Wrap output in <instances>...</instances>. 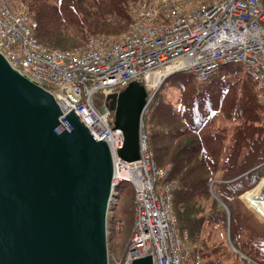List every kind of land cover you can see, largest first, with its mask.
Listing matches in <instances>:
<instances>
[{
	"label": "water",
	"instance_id": "obj_1",
	"mask_svg": "<svg viewBox=\"0 0 264 264\" xmlns=\"http://www.w3.org/2000/svg\"><path fill=\"white\" fill-rule=\"evenodd\" d=\"M147 98L138 81L108 96L127 162L140 159ZM114 188L106 141L96 140L74 110L64 114L49 91L0 53V264H109Z\"/></svg>",
	"mask_w": 264,
	"mask_h": 264
},
{
	"label": "built area",
	"instance_id": "obj_2",
	"mask_svg": "<svg viewBox=\"0 0 264 264\" xmlns=\"http://www.w3.org/2000/svg\"><path fill=\"white\" fill-rule=\"evenodd\" d=\"M254 1L251 0L252 3ZM188 2L189 0L183 5ZM1 3L0 52L12 66L22 64V70L15 68L20 73L23 69L31 70L29 76L22 74L49 91L64 114L74 110L97 140L104 139L108 142L115 162L116 179L110 207L117 202L116 188L123 178L137 188L136 201L138 197L147 207L144 218L136 222V233L125 264H131L132 260L147 255H151L153 259L156 256V264H185L183 244L187 236L178 232V220L173 213L172 202L165 195L169 188L161 191V205L155 204L152 199L155 195L152 183L150 180H143L144 173H149L151 167L156 165L151 161L148 150L145 124L140 125V159L127 162L118 154L124 145V133L120 129H114L112 115L106 108L100 113L88 101L94 90L104 89L110 94V89L116 86L125 88L134 81L142 82L150 88L164 78V72L184 66L194 73L198 81H208L222 66L229 64H243L256 88L264 95V41L254 43L250 39L251 33L260 30L258 22L255 19L244 22L229 18L224 15L226 10L220 8L215 11L204 9L199 16L194 17L193 22L184 19L189 14L198 13L201 4H197L191 7L193 9L190 12L182 8L179 15L166 17L165 22H175L167 25L150 18L149 22L143 21L140 8L132 19L129 31L118 40L98 36L95 39L97 45L91 50L51 51L39 44L36 37L37 24L33 25L29 19L18 18L10 26L7 17L14 8L8 3L2 7ZM92 41L94 39H89L88 43L92 45ZM30 51L38 54L34 53L29 57L27 53ZM72 59L77 60L75 64L82 72L81 79L77 82L79 90L60 93L59 81L63 76L69 83L76 79L75 73L71 74L73 66L67 68ZM94 78L98 79L97 86L90 93L83 92L87 94L88 100L79 104L81 96L78 94L83 90L82 85ZM117 81L123 82V86L115 85ZM155 171L153 176H166V171L157 166ZM161 206L163 210L159 211ZM151 207L158 208L152 210Z\"/></svg>",
	"mask_w": 264,
	"mask_h": 264
},
{
	"label": "trees",
	"instance_id": "obj_3",
	"mask_svg": "<svg viewBox=\"0 0 264 264\" xmlns=\"http://www.w3.org/2000/svg\"><path fill=\"white\" fill-rule=\"evenodd\" d=\"M25 2L38 22L36 35L39 41L51 49L59 50L82 47L88 38L97 34L118 37L114 34L121 31L122 27L119 28V24L122 21L129 23L131 13L138 4V0H25ZM262 2L264 3V0ZM49 3H53L54 6ZM69 12L75 15L73 19L69 18ZM76 26L79 29L75 28ZM234 67L244 68L240 64L224 66L222 69L233 68L236 71L228 75H220L222 72H217L215 75L221 77L218 87L207 86L203 94L194 91L195 94L190 100L192 109L189 110L191 114L198 112L200 120L198 124H195L194 120H189L188 125L176 123L175 132L169 126V122L156 126L151 123L152 118L164 115L162 112H156V104L152 109L149 108L146 123L148 142L156 159L161 165L172 164L171 177L177 184L174 207L179 224L189 232L191 241L201 248L203 256L210 257L205 259L207 264H222V256L226 255L219 249L213 232L214 230L221 237L226 235L225 210L222 209L223 212L220 211L218 216H212V212L207 215L204 210L211 198L210 183L215 178L214 174L219 165L217 158L225 148L227 135L231 137L223 168L225 176L222 179L233 180L245 172H251L260 179L264 177V98L259 96V91L254 87L251 77L244 71L245 68L244 70L242 68V72ZM238 71L243 75L239 76ZM185 80L170 82L174 81L172 84L175 87L178 84L184 89L182 83ZM190 80L191 78L188 81ZM230 80H234V87L231 86ZM197 89H201V86ZM213 91L218 93L217 99L212 95ZM228 93L230 95L228 97L232 99V106L223 102L219 109L214 102L221 101L220 95ZM208 94L211 98L207 97ZM177 108L187 111L188 106L181 103ZM185 113L182 111L180 114L187 120ZM218 114L224 115L225 118ZM173 124L174 122H171V125ZM173 147L176 149L173 150ZM231 184L236 186L234 188L229 186L228 189L224 186L222 193L224 202L231 212L232 242L240 252L264 264V226L238 199L242 190L253 186L251 177H241L239 182L234 181ZM118 248H123V240L119 241ZM120 252H123V249H120ZM110 257L113 262L114 256Z\"/></svg>",
	"mask_w": 264,
	"mask_h": 264
},
{
	"label": "rangeland",
	"instance_id": "obj_4",
	"mask_svg": "<svg viewBox=\"0 0 264 264\" xmlns=\"http://www.w3.org/2000/svg\"><path fill=\"white\" fill-rule=\"evenodd\" d=\"M1 2H2V0H0V3ZM7 3L14 8V11L12 12V14L8 15V17H7V22L10 26L15 24V20H17L18 18H22V19H29L33 25L37 24V29H38V22L33 17L34 14L32 15L33 12L31 13V11L29 10L28 5L25 2V0H5L3 3H1L2 4L1 6L3 7ZM49 4L51 6H54L53 3H49ZM74 17H75V15L72 12H69V18L73 19ZM131 22H132V20L129 21V23L128 22L125 23L122 21L119 24V28L122 27L121 31L114 34V36H118V37H107V36H102V35H98V34H97V36L118 40V39L124 37V35L129 31ZM75 28L79 29V27H77V26ZM36 32H37V30H36ZM36 37H37V35H36ZM90 38L87 39L86 43H88V40ZM37 39H38V37H37ZM38 41H39V39H38ZM39 44L42 47L46 48L47 50H51V51L59 50V49H51L50 46L44 44L43 42H41V40L39 41ZM95 46L96 45H93V47H95ZM75 49H77L76 51H80V52L87 51V50H79V49H81V47H77ZM34 53L38 54L36 51H30L27 54L29 55V57H32L31 55H33ZM75 61H77V60L72 59V61L68 62L67 68H70L71 66H73V68L71 69V74L74 75L73 74V72H74L76 75V79L74 80L73 83H69L65 80V77L63 76L59 81V87L58 88L60 89V93H68L71 91H75V89L79 90L78 89L79 84L77 82L81 79L82 72H81V69L79 67H77V65L75 64ZM22 63H24V61ZM229 65H234V64H229ZM240 65L244 66L243 64H240ZM224 66H227V65H224ZM224 66H222V67H224ZM114 67H116V65ZM222 67L219 69V71H217V72H222V73H220V75H223V74L228 75L229 73H233L234 71H236L233 68H229V69L224 68L225 69L224 70V69H222ZM12 68H18V69L22 70V64L18 65L17 67L12 66ZM234 68H238L243 72L245 66H244V68L242 67L243 70L241 67H234ZM30 71L31 70H29V69H23L22 73L25 74L26 76H29ZM244 71H246V69ZM186 72H190L191 74H188ZM238 72H239V76L243 75L242 72H240V71H238ZM22 73H21V75H23ZM191 75H194V73L189 68H186V66L181 67L180 69L176 68L174 70L166 71V72H164V78L162 80L158 81L156 85H153V87L150 90L148 89L147 101L150 98V96H152V98H153L152 103L150 105V109H152L154 107V105L156 104L157 105L156 112L164 113V115L152 118V121H151L152 124H155L157 126V125H162L163 123L169 122L170 123L169 126L174 131L176 123L181 124V125H186V124L188 125L189 120H194L195 124H198L200 122V120L197 116L198 112H193L191 114V110H189V109H192L191 104H190V100L192 99V97L195 94L194 91L199 92L200 94H203L205 91V88L207 86L218 87L220 85L221 77L217 74V75H214L208 81H205V80L198 81V78L196 76L192 77ZM190 78H191V80L188 81ZM184 79H186L182 83V86L185 87L184 89L180 88V86H178V84H177V87H175L172 84L174 81L170 82L172 80H179V81L182 80L183 81ZM230 79H231V77H230ZM167 80H169L168 81L169 83L166 82ZM97 82H98V79L94 78V80H90V82L88 84L82 85L83 90L81 91V93L78 94L81 96L79 104H84L87 102V100H88L87 94H85L83 92H87V93L92 92L94 90V88L97 86ZM209 82H213V83L210 85H205V84H209ZM229 82H230L231 86L234 87V85H235L234 80H232V81L230 80ZM232 82H234V83L232 84ZM142 84H144V83H142ZM70 85H72V88L70 87ZM86 85L88 87H86ZM199 86H201V89H197V88H199ZM125 88H127V87H125ZM125 88H118V89L120 91H123ZM213 93L214 94H212V95L216 96L215 99H217L218 93H216L215 91H213ZM229 93L227 95H225L226 93L220 95L219 100H221V101L214 102V103H217L219 109H221L223 102L225 104L229 103L232 106V102H231L232 99L228 97V96H230ZM157 95L159 96L158 98H157ZM108 96H109L108 92L104 89L94 90V93L90 97V100L88 101V103L91 104L94 108H96L100 113L103 111L102 109L106 108L111 113L112 118H113L115 116V111L110 109V105L107 102ZM207 97L211 98V95L208 94ZM157 102H159V103L157 104ZM181 103L187 104V106H188L187 111H185L184 109L178 110L177 107ZM182 111L184 113L185 112L187 113V120L183 117V115L180 114ZM218 116L224 117V115H220V114H218ZM163 121H166V122H163ZM171 122H174V124L171 125ZM145 131H146V124H145ZM146 134H147L148 150L151 153V161L154 162L156 165H153L151 167L152 170L149 173L147 171L144 173L143 180L144 181H149V180L151 181L152 186H153V190L155 192V195L152 196V199L154 200L155 204L161 205L160 200H159L160 197L162 196L161 191L163 188H167V187L169 188V190L165 193V195H166L167 199H170V202H172L173 213L175 214V216L177 217V220H178V225H177L178 232L181 234H185V236H187L186 239L184 240V244H183L184 254L186 256V263L185 264H191L189 262V260L191 259V256L189 255L188 248L186 246V240L189 237V232L187 230L181 228V226L179 224V218H178L177 212H176L175 207H174V198H175V192L177 189V184L175 183V181L171 177L172 164L168 163L165 165H161L159 163V161L155 157V153H154L153 149H151V147L149 145L148 133H146ZM227 136H228V138L224 143L225 148L222 150V152L219 154V157L217 158V160L219 159V165L217 167V172H215V174H214L215 178L210 183V184H215L221 190H223L224 186H227L226 187L227 189L229 186L231 188H234L236 186V185H232V184H231L232 186L230 185V183L232 182L231 178H227L226 180L222 179V177L225 176L223 168H224V164H225V158L227 156L226 151L229 148V144H230L229 140L231 137L229 135H227ZM178 138H179V136H178ZM180 140H183V138H180ZM177 144H178V142H177ZM177 144H174V145H177ZM172 149L175 150L176 147H173ZM118 154H119V152H118ZM143 163H144V161H143ZM156 166L163 169V171H166L165 177H161V176H157V175L153 176V171L156 172L155 171ZM261 179H262L261 182L264 181V177H262ZM118 187L119 188H118L117 192L120 193V197L117 198V202L115 203V205L112 204V206H111L112 212L110 214L108 212V220H107L108 250H109V256L110 255L114 256L113 262H111L112 264H118L116 262H120L121 264H125L126 263L125 262L126 257L130 251V247H131V244L133 242L134 233H136V227H135L136 222L141 220L142 218H144V212H145V209L147 207L143 203V201L138 200V197H137V201H136V194H137L138 190H137V188H134L133 184H131L129 181H127L126 179L123 178L122 183L119 184ZM251 188L253 189V186L246 187L244 190H242V192H240L241 195H240V197H238V199L243 204L245 209L248 210L249 212L251 211V209L246 206V204L243 200V196H245V195L242 193L248 191ZM114 194H115V192H114ZM263 194H264V187H263ZM210 196H211V194H210ZM112 198H113V195H112L111 199ZM206 205H207V207L204 210L205 214L208 215L209 212H212L211 213L212 216H216V215L218 216L219 215L220 205L217 201L213 200L212 198H209ZM157 208L158 207H151L152 210H157ZM158 210L162 211L163 210L162 206L160 208H158ZM250 213L252 214V211ZM227 222H228V220H227ZM230 223H231V218H230ZM117 230H121V231L116 232ZM231 231H232V229H231ZM213 232H214L215 236H218V234L214 230H213ZM229 234H230V232H229ZM122 240H123V248H118V243H119V241H122ZM228 243L234 246L232 240L231 241L228 240ZM187 245L193 246L194 249H197V248L201 249L199 246L195 245L192 241H188ZM217 245L219 246V249L221 251H224L226 253V255L222 256V264H233V263H240L243 261L239 257L238 258L233 257V259H229L228 255L232 256V254L228 251L226 252V250L221 247L222 245L220 242H217ZM120 249H123V252H120ZM241 254H244V253L241 252ZM202 255H203V253H202ZM245 256H247V255H245ZM208 257H209L208 255L205 257L203 256L204 263H206L205 259ZM156 262H157V258H156V256H154L153 263L156 264ZM242 263H244V261Z\"/></svg>",
	"mask_w": 264,
	"mask_h": 264
},
{
	"label": "bare ground",
	"instance_id": "obj_5",
	"mask_svg": "<svg viewBox=\"0 0 264 264\" xmlns=\"http://www.w3.org/2000/svg\"><path fill=\"white\" fill-rule=\"evenodd\" d=\"M154 1L155 0H138L137 7L131 13L130 21L134 18L137 11L141 8L142 12H143V16H144L143 21L149 22L150 21L149 18H150L153 21H161V22H163V24L172 25L175 22L174 21H170L168 23L165 22L166 17L179 15V11L182 8L185 11L190 12L193 9L191 7H194L197 4H201L198 13L189 14V15L185 16L184 19L190 20L191 22H193L194 17L199 16L203 12L204 9H209L210 11H215L216 9L220 8V10H226V13H224V15L229 17V18H235L237 20L239 19V20H242L244 22H249V21L255 19L260 26V30H257L255 32L251 33V37H250L251 42L255 43V42L264 41V3L262 2V0H255L253 3L251 2V0H189V2L186 3L185 5H183V4L185 2H187L188 0L187 1L186 0H158L156 4L152 5ZM256 4H258V5L256 6L255 9H253V7ZM235 7H240V9L238 10ZM255 28L256 27L254 26V29ZM97 38H98V36L94 35L92 38H90L92 40L94 39V41H92V45H90L89 43H85V45L82 46L81 49H85V50L93 49L94 48L93 45H97V42L95 41V39H97ZM4 57L8 61V63L12 66V64L8 60V58L6 56H4ZM13 69L16 70L15 68H13ZM156 81L154 83H156ZM33 83H35V82H33ZM122 83L123 82L117 81L115 83V85L120 84V86H123V85H121ZM35 84H37V83H35ZM129 84H131V83H129ZM153 85L154 84H152V86H150V88L145 86L147 93H148V89L150 90L153 87ZM109 92L111 94L121 93V91L117 88V86L110 89ZM259 95H261L260 91H259ZM152 100H153V98H152V96H150L145 107L143 108V111H142V114L140 117L141 123H144V124L147 123L148 110L150 108ZM213 130L215 131L216 129L213 128ZM106 143L108 144L107 141H106ZM112 159H113V183H115L116 182V179H115V162H114L113 155H112ZM246 176L251 177L253 189L251 188L248 191L242 193L245 195V196H243V200H244L246 206L251 209L252 214L257 219V221H259L261 223V225L264 226V194H263L264 181L261 182L262 179H260L259 177L255 176V175L253 176L251 174V172H245V173L233 178V180H231V181L232 182H234V181L239 182V179L241 177H246ZM116 189L118 190V186ZM209 193L211 194V198L219 203L220 211L223 212V210H225V214H226L227 220H228L227 227H226V231H227L226 235H224L223 237L218 235L215 237V240L217 242L221 243V245H222L221 247L224 248L226 250V252L228 251L232 254V256L228 255L229 259H233V257H237V258L239 257L241 260H243L246 263L248 262L249 264H260L259 262L251 259L250 257L245 256L244 254H241V252L239 251V249L237 247L228 243V240L229 241L232 240L231 235L229 234L230 226H231L230 225L231 212H230L229 206L224 202L222 190L219 187H217L215 184H210V192ZM240 195L238 197H240ZM119 197H120V193H118L116 195V199ZM108 211L112 212L111 207H110V203H109V210ZM107 220H108V214H107ZM107 233H108V231H107ZM188 241H191L190 234L186 240V246L188 248V253L191 256V259L189 260V262L191 264H206V263H204V259H203L201 249H198V248L194 249L193 246L187 245ZM139 258H141V257H139ZM109 264H112L110 256H109ZM233 264H243V263L240 262V263H233Z\"/></svg>",
	"mask_w": 264,
	"mask_h": 264
}]
</instances>
